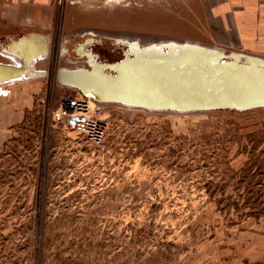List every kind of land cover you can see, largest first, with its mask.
I'll list each match as a JSON object with an SVG mask.
<instances>
[{"label":"rangeland","instance_id":"374dc122","mask_svg":"<svg viewBox=\"0 0 264 264\" xmlns=\"http://www.w3.org/2000/svg\"><path fill=\"white\" fill-rule=\"evenodd\" d=\"M183 4L66 0L44 32H22L46 35L48 53L42 79L0 86V264H264V108L152 112L57 81L90 61L205 47ZM65 98L94 102L102 144L51 119Z\"/></svg>","mask_w":264,"mask_h":264},{"label":"water","instance_id":"95a60500","mask_svg":"<svg viewBox=\"0 0 264 264\" xmlns=\"http://www.w3.org/2000/svg\"><path fill=\"white\" fill-rule=\"evenodd\" d=\"M37 44V45H36ZM172 51L127 54L114 63L89 69H63L60 85L93 95L98 103L154 112H248L264 108V60L192 44H171ZM48 37L32 34L2 50L0 86L42 79L36 64L47 56ZM90 56L93 55L90 53ZM77 120V119H75Z\"/></svg>","mask_w":264,"mask_h":264},{"label":"crops","instance_id":"0c3cea01","mask_svg":"<svg viewBox=\"0 0 264 264\" xmlns=\"http://www.w3.org/2000/svg\"><path fill=\"white\" fill-rule=\"evenodd\" d=\"M51 2L0 0L1 54L12 42L25 39L22 32L47 29ZM176 16H181V24L194 25L195 41H202L199 43L205 47L264 58V0H189Z\"/></svg>","mask_w":264,"mask_h":264},{"label":"built area","instance_id":"2783aa9c","mask_svg":"<svg viewBox=\"0 0 264 264\" xmlns=\"http://www.w3.org/2000/svg\"><path fill=\"white\" fill-rule=\"evenodd\" d=\"M63 1L65 0H53V19L55 18L56 4L59 7ZM93 105L92 101L65 98L62 106L52 112L51 119L64 122L70 128L77 129L79 133L84 134L90 142L100 145L107 139L108 126L106 122L91 115L90 110Z\"/></svg>","mask_w":264,"mask_h":264},{"label":"flooded vegetation","instance_id":"af4514ba","mask_svg":"<svg viewBox=\"0 0 264 264\" xmlns=\"http://www.w3.org/2000/svg\"><path fill=\"white\" fill-rule=\"evenodd\" d=\"M87 41H88V42H87L88 44L93 43V41H89V40H87ZM84 47H85V46H81V47L79 48V50H80V52H82L84 55H86V57L88 56L87 58H89V56H90L89 54H90V53H86V48H84ZM94 58H95V57H94ZM94 58H93V59H94ZM93 63H94V62L90 61V66H91Z\"/></svg>","mask_w":264,"mask_h":264},{"label":"bare ground","instance_id":"6f19581e","mask_svg":"<svg viewBox=\"0 0 264 264\" xmlns=\"http://www.w3.org/2000/svg\"><path fill=\"white\" fill-rule=\"evenodd\" d=\"M65 1H66V0H65ZM58 9H59V7H58V5L56 4L55 14H56V12L58 11ZM36 45H37V44H36ZM47 53H48V52H47ZM45 58H47V56H46ZM45 58H44V59H45ZM44 72H45V71H44ZM88 97L94 99L93 95H91V94H89Z\"/></svg>","mask_w":264,"mask_h":264},{"label":"trees","instance_id":"16d2710c","mask_svg":"<svg viewBox=\"0 0 264 264\" xmlns=\"http://www.w3.org/2000/svg\"><path fill=\"white\" fill-rule=\"evenodd\" d=\"M41 264H43V261L41 260ZM75 264V263H74Z\"/></svg>","mask_w":264,"mask_h":264}]
</instances>
